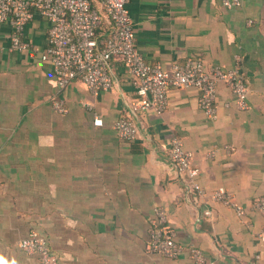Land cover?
I'll list each match as a JSON object with an SVG mask.
<instances>
[{
    "label": "crops",
    "instance_id": "crops-1",
    "mask_svg": "<svg viewBox=\"0 0 264 264\" xmlns=\"http://www.w3.org/2000/svg\"><path fill=\"white\" fill-rule=\"evenodd\" d=\"M137 47L165 69L189 57L231 69L242 56L250 108L239 110L231 90L217 89V118L199 108L197 90L173 89L166 111L132 114L136 99L123 62H112L108 92L92 94L75 81L60 94L50 62L41 60L50 24L36 14L24 39L34 53L11 50L10 23L0 39V264H41L20 242L46 237L61 264H190L147 253L156 207L186 248L213 264H264V214L251 209L264 195V0H128ZM63 99L67 112L54 101ZM103 126L94 125L95 117ZM128 117L134 142L114 123ZM193 152L194 187L169 159L172 139ZM225 146L235 152L228 154ZM213 153V155L211 154ZM212 155V156H211ZM192 185V186H191ZM224 188L247 209L243 218L202 195Z\"/></svg>",
    "mask_w": 264,
    "mask_h": 264
},
{
    "label": "built area",
    "instance_id": "built-area-1",
    "mask_svg": "<svg viewBox=\"0 0 264 264\" xmlns=\"http://www.w3.org/2000/svg\"><path fill=\"white\" fill-rule=\"evenodd\" d=\"M127 3L128 0H0V39L2 27L10 23L11 50L33 54V50H38L24 39L26 27L36 14L45 19L50 29L41 60L52 64L60 94L75 81L82 82L94 95L112 90L115 83L112 62L122 61L131 74L136 93V99L129 106L132 114L154 111L162 115L167 109L171 90L194 89L200 94L199 108L208 118L216 119L220 83L231 90L239 110L250 108V88L242 70V56L235 57L231 69L220 65L208 67L201 58L195 57H189L183 65L171 69H165L160 63L150 64L138 50L134 21ZM223 5L233 9L241 6V0H223ZM105 23H108L109 31L101 37ZM54 108L61 114L67 112L63 99L55 100ZM94 125L103 126L102 118L96 116ZM114 130L120 139L128 142L136 141L139 136L138 127L128 117L118 118ZM225 150L228 154L235 152L232 146H225ZM193 157V152L184 148L181 139H172L169 159L179 175L196 187L194 181L199 169L192 166ZM198 192L230 207L240 218L247 213V209L224 188L210 194L201 189ZM251 209L264 214V195L253 201ZM258 238L264 244V230L259 232ZM20 247L28 254L37 255L41 264H61L46 237L37 231L22 240ZM147 253L170 259L188 254L190 264H213L201 249L186 248L177 241L163 207H156L150 219Z\"/></svg>",
    "mask_w": 264,
    "mask_h": 264
},
{
    "label": "trees",
    "instance_id": "trees-1",
    "mask_svg": "<svg viewBox=\"0 0 264 264\" xmlns=\"http://www.w3.org/2000/svg\"><path fill=\"white\" fill-rule=\"evenodd\" d=\"M108 31H109L108 23H105L104 26H103V28H102V30H101V33H100L101 37H104L105 34L108 33Z\"/></svg>",
    "mask_w": 264,
    "mask_h": 264
},
{
    "label": "rangeland",
    "instance_id": "rangeland-1",
    "mask_svg": "<svg viewBox=\"0 0 264 264\" xmlns=\"http://www.w3.org/2000/svg\"><path fill=\"white\" fill-rule=\"evenodd\" d=\"M263 25H264V14H263Z\"/></svg>",
    "mask_w": 264,
    "mask_h": 264
}]
</instances>
